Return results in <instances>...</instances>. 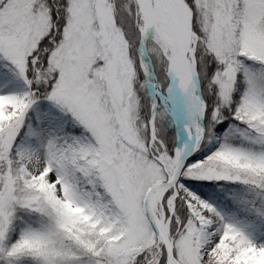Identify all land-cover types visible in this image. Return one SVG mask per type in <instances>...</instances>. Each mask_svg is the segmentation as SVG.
Returning a JSON list of instances; mask_svg holds the SVG:
<instances>
[{
  "label": "snow or ice",
  "instance_id": "obj_1",
  "mask_svg": "<svg viewBox=\"0 0 264 264\" xmlns=\"http://www.w3.org/2000/svg\"><path fill=\"white\" fill-rule=\"evenodd\" d=\"M0 264H264V0H0Z\"/></svg>",
  "mask_w": 264,
  "mask_h": 264
}]
</instances>
